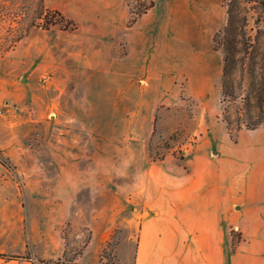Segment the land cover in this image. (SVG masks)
<instances>
[{
    "label": "rangeland",
    "instance_id": "1",
    "mask_svg": "<svg viewBox=\"0 0 264 264\" xmlns=\"http://www.w3.org/2000/svg\"><path fill=\"white\" fill-rule=\"evenodd\" d=\"M147 3L44 0L66 18L46 28L37 0H0V253L14 257L0 264H133L147 168L223 123L222 50L210 42L220 67L202 78L186 42L127 27ZM235 7L262 40L259 9ZM211 136L223 140L218 126Z\"/></svg>",
    "mask_w": 264,
    "mask_h": 264
},
{
    "label": "crops",
    "instance_id": "2",
    "mask_svg": "<svg viewBox=\"0 0 264 264\" xmlns=\"http://www.w3.org/2000/svg\"><path fill=\"white\" fill-rule=\"evenodd\" d=\"M223 21L221 0H155L130 29L186 42L203 65L199 75L210 79L221 60L210 42ZM143 48L147 60L158 56L155 44ZM216 126L220 143L211 136ZM196 134L181 158L168 154L164 169L146 170L133 264H264V122L241 129L236 141L218 122ZM234 229L241 239L232 250Z\"/></svg>",
    "mask_w": 264,
    "mask_h": 264
},
{
    "label": "trees",
    "instance_id": "3",
    "mask_svg": "<svg viewBox=\"0 0 264 264\" xmlns=\"http://www.w3.org/2000/svg\"><path fill=\"white\" fill-rule=\"evenodd\" d=\"M37 1L41 8L40 12L42 11L39 12V17L44 21L43 27L47 28L53 24H62L63 20L66 19L58 9L45 7L44 0ZM249 1L253 2L255 9H259L255 18V23L259 24L264 18V0ZM224 3L227 15L226 23L222 29L214 33L213 48H220L223 53L220 101L224 106L220 118L225 124L231 139L236 141L241 129H255L264 122V28L260 26L256 28L257 33H262V40L257 36L254 39L246 36L244 30L246 18L239 14V9L235 7L236 0H224ZM154 5V0H148V3L136 12L131 11L127 27L134 25L138 18ZM70 23L72 28L76 27L72 20ZM67 25L69 24L64 26ZM245 78L247 82L244 86ZM237 101L239 105L236 104ZM231 106L234 108V115H230ZM0 163L8 167L1 158ZM231 236V248L234 250L241 237L239 235L238 239L235 240L234 230H231ZM4 257L14 258L0 253V258Z\"/></svg>",
    "mask_w": 264,
    "mask_h": 264
}]
</instances>
